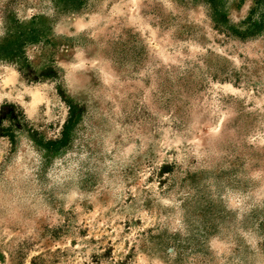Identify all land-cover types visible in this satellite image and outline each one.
I'll return each mask as SVG.
<instances>
[{
    "label": "rangeland",
    "instance_id": "1",
    "mask_svg": "<svg viewBox=\"0 0 264 264\" xmlns=\"http://www.w3.org/2000/svg\"><path fill=\"white\" fill-rule=\"evenodd\" d=\"M0 264H264V0H0Z\"/></svg>",
    "mask_w": 264,
    "mask_h": 264
},
{
    "label": "trees",
    "instance_id": "2",
    "mask_svg": "<svg viewBox=\"0 0 264 264\" xmlns=\"http://www.w3.org/2000/svg\"><path fill=\"white\" fill-rule=\"evenodd\" d=\"M64 132H67V130H66V129H64Z\"/></svg>",
    "mask_w": 264,
    "mask_h": 264
}]
</instances>
